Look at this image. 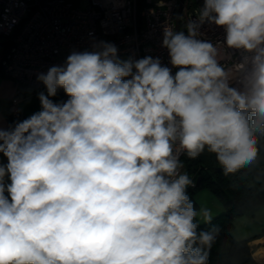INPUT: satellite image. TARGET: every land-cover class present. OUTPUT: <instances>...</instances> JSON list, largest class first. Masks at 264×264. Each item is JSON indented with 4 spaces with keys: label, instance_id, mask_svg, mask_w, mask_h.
Wrapping results in <instances>:
<instances>
[{
    "label": "clouds",
    "instance_id": "1",
    "mask_svg": "<svg viewBox=\"0 0 264 264\" xmlns=\"http://www.w3.org/2000/svg\"><path fill=\"white\" fill-rule=\"evenodd\" d=\"M184 29L163 26L171 67L101 40L38 74L40 110L0 124V264H208L220 229L200 227L181 157L256 162L264 0H203Z\"/></svg>",
    "mask_w": 264,
    "mask_h": 264
},
{
    "label": "built area",
    "instance_id": "2",
    "mask_svg": "<svg viewBox=\"0 0 264 264\" xmlns=\"http://www.w3.org/2000/svg\"><path fill=\"white\" fill-rule=\"evenodd\" d=\"M0 0V37L9 43L0 61L2 73L16 89L8 113L17 115L20 93L44 90L37 80L51 66L63 65L73 51L90 50L96 41L111 42L118 56L140 59L159 57L171 67L168 51L162 47L163 26L175 28L181 6L180 30L198 16L203 0ZM207 39H224V29L205 24ZM123 59V58H122ZM176 69H172L173 75ZM185 171V167L183 169Z\"/></svg>",
    "mask_w": 264,
    "mask_h": 264
},
{
    "label": "trees",
    "instance_id": "3",
    "mask_svg": "<svg viewBox=\"0 0 264 264\" xmlns=\"http://www.w3.org/2000/svg\"><path fill=\"white\" fill-rule=\"evenodd\" d=\"M70 1L78 4V0ZM141 2L142 0H137L138 9ZM52 99L55 103H63L68 96L63 89H59ZM23 119L26 118L8 113L6 127ZM258 147L259 154L253 165L229 175L223 173L215 155L207 151L196 159L181 157L185 171L195 182V187H190L188 194L196 209L198 207L194 196L198 189L208 190L223 203L222 211L213 216L210 224L198 220L203 229H209L213 225L220 229L211 248L208 264H264V261L254 259L247 240H237L231 233L235 218L264 206V138H261ZM197 177L200 179L196 185Z\"/></svg>",
    "mask_w": 264,
    "mask_h": 264
},
{
    "label": "crops",
    "instance_id": "4",
    "mask_svg": "<svg viewBox=\"0 0 264 264\" xmlns=\"http://www.w3.org/2000/svg\"><path fill=\"white\" fill-rule=\"evenodd\" d=\"M8 43L9 39L7 37H0V61ZM41 91L44 90L21 92L20 101L17 105V115L27 118L34 112L39 111L38 93ZM15 95L16 89L13 81L6 77L0 69V124L4 127L7 125L8 106ZM0 159L4 163L6 162V158L0 156ZM221 208L223 209V207ZM220 209L217 211H220ZM231 233L237 240L248 241V246L255 260L254 255L258 254L260 259L257 258V261H264V206L258 207L249 214L235 218Z\"/></svg>",
    "mask_w": 264,
    "mask_h": 264
},
{
    "label": "rangeland",
    "instance_id": "5",
    "mask_svg": "<svg viewBox=\"0 0 264 264\" xmlns=\"http://www.w3.org/2000/svg\"><path fill=\"white\" fill-rule=\"evenodd\" d=\"M122 58L125 59L126 57L123 56V57H121V59ZM194 197H195V202H196L197 207H198V211L201 207L207 208L211 211L212 216H215L222 211V208L220 209V207H223V203L218 198H216V196H214L211 192H209L208 190L198 189L196 191ZM219 209H220V211H217ZM197 219L199 221H202V220H200L199 217ZM254 256L256 257V260H257V258H259L258 254H255Z\"/></svg>",
    "mask_w": 264,
    "mask_h": 264
},
{
    "label": "water",
    "instance_id": "6",
    "mask_svg": "<svg viewBox=\"0 0 264 264\" xmlns=\"http://www.w3.org/2000/svg\"><path fill=\"white\" fill-rule=\"evenodd\" d=\"M180 12H181V6H179L178 8L177 13H176V18H175V21H176L175 28L177 31H180V23H179V20L177 19V17L180 16ZM199 179H200L199 177L196 178V185L198 184Z\"/></svg>",
    "mask_w": 264,
    "mask_h": 264
}]
</instances>
